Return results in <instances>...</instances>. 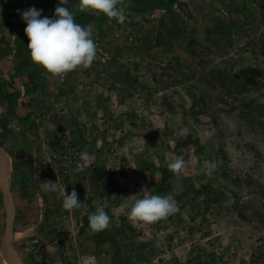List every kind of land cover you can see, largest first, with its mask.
Masks as SVG:
<instances>
[{"label":"rangeland","instance_id":"1","mask_svg":"<svg viewBox=\"0 0 264 264\" xmlns=\"http://www.w3.org/2000/svg\"><path fill=\"white\" fill-rule=\"evenodd\" d=\"M144 1L123 0L119 23L69 0L97 57L52 75L21 13L52 18L59 0H0V264H264V0ZM135 194L179 211L133 224ZM97 209L111 219L93 233Z\"/></svg>","mask_w":264,"mask_h":264},{"label":"clouds","instance_id":"2","mask_svg":"<svg viewBox=\"0 0 264 264\" xmlns=\"http://www.w3.org/2000/svg\"><path fill=\"white\" fill-rule=\"evenodd\" d=\"M67 4L69 0H59L52 18L42 17L43 10L35 7L21 13L27 25L25 34L29 39L27 48L30 58L36 65L43 67L52 75H63L78 67L89 68L97 57V46L92 38L94 26L91 24L82 26L76 23L72 11L63 6ZM79 8L81 12L103 13L119 23H124L127 19L123 0H79ZM17 11L20 12L19 9ZM259 102L264 103V98H261ZM90 162L89 153L81 152L80 162L75 170L83 171ZM184 164V159L180 157L171 162L168 168L178 174ZM216 167V163H212L206 169L207 174L210 175ZM40 187L45 193L62 192L64 210L71 211L81 206L82 202L76 190H73L70 195L66 194L65 188L61 190L53 181L41 182ZM129 198L130 207L127 218L133 224L154 223L179 211L178 204L171 194L166 196L145 194L142 197H137L135 194ZM88 219L91 232L98 233L109 227L111 218L103 209H97L89 214ZM82 264H95V257L84 258Z\"/></svg>","mask_w":264,"mask_h":264},{"label":"trees","instance_id":"3","mask_svg":"<svg viewBox=\"0 0 264 264\" xmlns=\"http://www.w3.org/2000/svg\"><path fill=\"white\" fill-rule=\"evenodd\" d=\"M165 0H145L139 7L141 10L145 11L157 6H162Z\"/></svg>","mask_w":264,"mask_h":264},{"label":"crops","instance_id":"4","mask_svg":"<svg viewBox=\"0 0 264 264\" xmlns=\"http://www.w3.org/2000/svg\"><path fill=\"white\" fill-rule=\"evenodd\" d=\"M4 156H5L4 152L2 150H0V157L2 158Z\"/></svg>","mask_w":264,"mask_h":264}]
</instances>
